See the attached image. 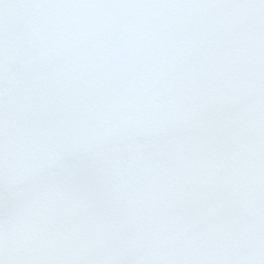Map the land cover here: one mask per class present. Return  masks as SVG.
<instances>
[{
  "label": "snow or ice",
  "instance_id": "snow-or-ice-1",
  "mask_svg": "<svg viewBox=\"0 0 264 264\" xmlns=\"http://www.w3.org/2000/svg\"><path fill=\"white\" fill-rule=\"evenodd\" d=\"M0 264H264V0H0Z\"/></svg>",
  "mask_w": 264,
  "mask_h": 264
}]
</instances>
